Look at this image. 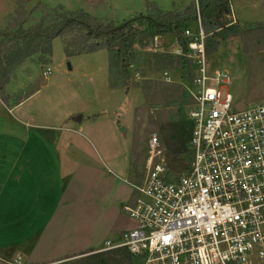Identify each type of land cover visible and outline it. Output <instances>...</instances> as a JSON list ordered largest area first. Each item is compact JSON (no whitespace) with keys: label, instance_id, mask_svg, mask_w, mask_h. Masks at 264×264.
<instances>
[{"label":"rangeland","instance_id":"1","mask_svg":"<svg viewBox=\"0 0 264 264\" xmlns=\"http://www.w3.org/2000/svg\"><path fill=\"white\" fill-rule=\"evenodd\" d=\"M199 1L0 0V31L12 34L50 25L56 20L55 10L58 8L68 11L83 9L105 23L118 24L147 14L152 10L151 5L168 8L165 11H180L190 4L199 5ZM231 5V13L225 16V22L238 25V28L231 32L220 29L207 35L208 64L212 70L221 67L228 70L229 82L224 90H230L234 94L235 107L243 109L264 102V0H231ZM188 26L195 29L196 20ZM168 37L155 36L135 43L127 79L111 74L106 49L68 56L63 38L56 37L51 55L37 52L26 58V70L19 79L24 88L19 95L35 92L25 107L61 116L74 113L78 118L83 114L99 117L88 130L99 134L108 153L115 152L124 161L129 155L132 176L124 175L122 181L128 195L130 189L133 190L131 183H138L145 174L150 134L156 133L160 137L174 170L185 166L189 159L187 152L180 155L171 152L180 144L182 120L186 127L189 125L187 113L192 99L187 88L192 82V63L173 52L176 38ZM20 48H25V42L12 36H0V58L5 59ZM47 68L51 71L45 74ZM165 70L170 73L172 81L164 80ZM28 76L32 78L26 79ZM114 81L126 85L113 87L111 83ZM5 113L0 106V115ZM126 178L130 183L125 181ZM123 206L109 229L100 235L102 241H98V245L95 243L93 252L61 257L63 259L44 256L27 264H94L89 256L91 253L111 250H99L105 240H118L124 231L134 227V219ZM130 257V264H142ZM0 264L7 263L0 260Z\"/></svg>","mask_w":264,"mask_h":264},{"label":"built area","instance_id":"2","mask_svg":"<svg viewBox=\"0 0 264 264\" xmlns=\"http://www.w3.org/2000/svg\"><path fill=\"white\" fill-rule=\"evenodd\" d=\"M196 24L173 48L192 63L189 159L174 170L149 135L145 174L123 206L135 225L99 250L123 247L142 264H264V102L235 107L228 70L209 67L199 14Z\"/></svg>","mask_w":264,"mask_h":264},{"label":"crops","instance_id":"3","mask_svg":"<svg viewBox=\"0 0 264 264\" xmlns=\"http://www.w3.org/2000/svg\"><path fill=\"white\" fill-rule=\"evenodd\" d=\"M165 36L175 38L157 37ZM24 65L10 76L8 101L0 97L6 111L0 115V260L7 264L63 259L94 248L119 209L135 197L122 183L124 175L132 176L129 155L124 161L108 153L99 134L88 130L99 117L25 107L35 92L19 95Z\"/></svg>","mask_w":264,"mask_h":264},{"label":"trees","instance_id":"4","mask_svg":"<svg viewBox=\"0 0 264 264\" xmlns=\"http://www.w3.org/2000/svg\"><path fill=\"white\" fill-rule=\"evenodd\" d=\"M147 14H140L121 23H105L83 9L55 10L56 20L47 26L40 25L33 29L21 30L16 33L0 31V36H12L13 39L25 42V48L18 49L14 54L0 58V97L7 102L6 85L14 69L26 58L37 52L51 55L53 40L62 37L64 49L68 56L92 53L102 49L109 52V68L112 75L123 79L129 78V67L134 55V45L147 38L171 33L183 47L187 40L184 29L188 23L197 19L198 14L203 20L205 33H215L220 29L229 32L238 28L225 22V16L231 13V0H201L198 10L190 4L180 11H164L157 6ZM113 87L126 85L114 81ZM180 144L172 148V154L180 155L188 151L190 129L182 120ZM179 167V165H178ZM96 248L83 253L93 252ZM105 253V254H104ZM94 264H130L131 257L126 248H116L108 251L95 252L89 255Z\"/></svg>","mask_w":264,"mask_h":264},{"label":"water","instance_id":"5","mask_svg":"<svg viewBox=\"0 0 264 264\" xmlns=\"http://www.w3.org/2000/svg\"><path fill=\"white\" fill-rule=\"evenodd\" d=\"M69 68H71V67L69 66Z\"/></svg>","mask_w":264,"mask_h":264}]
</instances>
